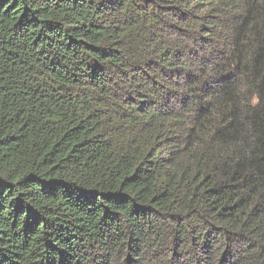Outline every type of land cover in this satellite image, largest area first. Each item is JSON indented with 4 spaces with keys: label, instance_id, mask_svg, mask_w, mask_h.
I'll list each match as a JSON object with an SVG mask.
<instances>
[{
    "label": "trees",
    "instance_id": "1",
    "mask_svg": "<svg viewBox=\"0 0 264 264\" xmlns=\"http://www.w3.org/2000/svg\"><path fill=\"white\" fill-rule=\"evenodd\" d=\"M0 264H264V0H0Z\"/></svg>",
    "mask_w": 264,
    "mask_h": 264
}]
</instances>
